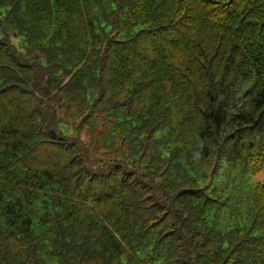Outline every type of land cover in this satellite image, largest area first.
<instances>
[{"label": "trees", "instance_id": "obj_1", "mask_svg": "<svg viewBox=\"0 0 264 264\" xmlns=\"http://www.w3.org/2000/svg\"><path fill=\"white\" fill-rule=\"evenodd\" d=\"M0 264H264V0H0Z\"/></svg>", "mask_w": 264, "mask_h": 264}, {"label": "rangeland", "instance_id": "obj_2", "mask_svg": "<svg viewBox=\"0 0 264 264\" xmlns=\"http://www.w3.org/2000/svg\"><path fill=\"white\" fill-rule=\"evenodd\" d=\"M263 175L258 176V179L262 178Z\"/></svg>", "mask_w": 264, "mask_h": 264}]
</instances>
